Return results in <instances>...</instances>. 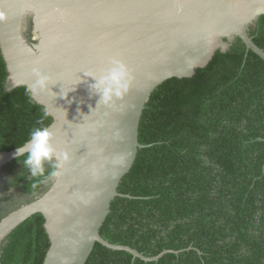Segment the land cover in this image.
Segmentation results:
<instances>
[{"label": "trees", "instance_id": "trees-1", "mask_svg": "<svg viewBox=\"0 0 264 264\" xmlns=\"http://www.w3.org/2000/svg\"><path fill=\"white\" fill-rule=\"evenodd\" d=\"M250 35L264 49V15ZM225 40L205 67L152 92L139 125L143 147L118 187L131 197H114L100 229L146 256L168 251L146 261L96 242L85 264H264V60L240 37ZM8 75L0 47V151L24 145L45 107L27 86L7 90ZM6 168L9 190L25 198L55 179L32 177L16 157ZM45 221L37 212L8 234L0 264H43Z\"/></svg>", "mask_w": 264, "mask_h": 264}, {"label": "water", "instance_id": "water-1", "mask_svg": "<svg viewBox=\"0 0 264 264\" xmlns=\"http://www.w3.org/2000/svg\"><path fill=\"white\" fill-rule=\"evenodd\" d=\"M0 13L6 89L32 86L34 67L48 74V90L34 99L52 113L48 127L56 146L71 153L63 175L50 180L44 194L0 220V251L8 234L42 212L51 242L43 264H85L96 242L157 260L168 250L146 256L100 233L114 197L130 196L118 187L143 147V111L157 86L192 76L218 50L226 51L225 38L240 37L264 60L250 35L264 15V0H0ZM112 58L122 60L133 79L125 97L109 107L98 105L100 95L88 87L95 78L86 74H102ZM17 149L0 151V169ZM11 193L21 203L27 199L19 190Z\"/></svg>", "mask_w": 264, "mask_h": 264}, {"label": "clouds", "instance_id": "clouds-1", "mask_svg": "<svg viewBox=\"0 0 264 264\" xmlns=\"http://www.w3.org/2000/svg\"><path fill=\"white\" fill-rule=\"evenodd\" d=\"M5 16L0 13V21ZM33 72L36 79L28 88V94L35 98L49 88L51 77L40 68L34 67ZM89 77L95 78V82L89 84V90L93 94H99L98 105L112 107L117 100L123 99L132 85V73L128 66L120 59L112 58L111 66L106 68L102 74L87 73ZM66 96H63L67 98ZM52 115L51 111L44 107L43 117L33 128L25 145H19L16 158L29 170L32 177L43 179L59 178L63 175L66 164L71 160V153L67 149L61 150L54 142L55 133L50 127L44 125V119ZM46 165L50 167L46 168Z\"/></svg>", "mask_w": 264, "mask_h": 264}, {"label": "flooded vegetation", "instance_id": "flooded-vegetation-1", "mask_svg": "<svg viewBox=\"0 0 264 264\" xmlns=\"http://www.w3.org/2000/svg\"><path fill=\"white\" fill-rule=\"evenodd\" d=\"M6 166H4V167H2L0 169V214H5L6 213L4 211L5 209H9L10 212L12 210L16 209L14 207H16L17 204H15L14 201L15 200L21 201L19 199H15L14 196L12 195V193H11L12 191L9 190V185H8L9 170L6 168ZM4 172H6L5 173L6 177L2 176ZM52 184H53V182H52ZM51 185H50V187H51ZM36 196L37 195H28V196H26L27 199L25 201H22L23 202L22 204L29 202L28 199L31 198V197H33V199H35ZM8 197H9V199H8ZM33 199H31L30 201H32ZM22 204H20V205H22ZM5 215H7V214H5Z\"/></svg>", "mask_w": 264, "mask_h": 264}, {"label": "rangeland", "instance_id": "rangeland-1", "mask_svg": "<svg viewBox=\"0 0 264 264\" xmlns=\"http://www.w3.org/2000/svg\"><path fill=\"white\" fill-rule=\"evenodd\" d=\"M30 23V25H29V29H28V34H30V32H32V24H31V22H29Z\"/></svg>", "mask_w": 264, "mask_h": 264}]
</instances>
